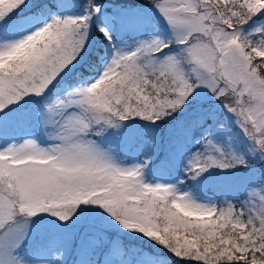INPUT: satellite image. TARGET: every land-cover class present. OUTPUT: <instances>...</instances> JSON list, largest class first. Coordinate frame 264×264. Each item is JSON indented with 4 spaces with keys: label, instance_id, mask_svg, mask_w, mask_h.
<instances>
[{
    "label": "snow or ice",
    "instance_id": "6c2138e0",
    "mask_svg": "<svg viewBox=\"0 0 264 264\" xmlns=\"http://www.w3.org/2000/svg\"><path fill=\"white\" fill-rule=\"evenodd\" d=\"M0 264H264V0H0Z\"/></svg>",
    "mask_w": 264,
    "mask_h": 264
}]
</instances>
